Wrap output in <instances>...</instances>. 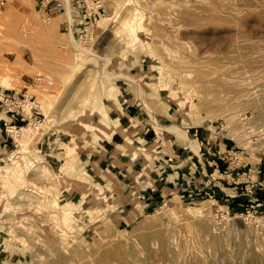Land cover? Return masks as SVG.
<instances>
[{"label":"rangeland","instance_id":"374dc122","mask_svg":"<svg viewBox=\"0 0 264 264\" xmlns=\"http://www.w3.org/2000/svg\"><path fill=\"white\" fill-rule=\"evenodd\" d=\"M36 1L0 0V90L36 95L44 117L14 140L1 125L7 145L0 147V264L103 257L141 264L132 251L147 264H179L175 253L186 244L194 251L180 258L183 264H264V233L229 211L217 185L229 192L233 184L218 171L204 176L194 165L190 184L168 194L156 191L148 175L153 157H162L171 140L180 143L163 131L169 124L183 126L191 139L198 129L206 140L194 147L204 157L213 156L204 147L210 132L216 135L222 172L230 161L242 165L229 169L235 179L244 170L264 172V108L244 103L264 96V0H99L101 17L84 23L83 0H57L60 6L47 11ZM40 77L54 85L39 87ZM125 105L138 106L168 136L145 145L134 138L126 148L133 159L145 158L132 179L137 186L113 182L94 158L111 132L127 137L114 118ZM234 111L240 126H250L243 142L224 120ZM206 182L216 199L191 196Z\"/></svg>","mask_w":264,"mask_h":264},{"label":"crops","instance_id":"0c3cea01","mask_svg":"<svg viewBox=\"0 0 264 264\" xmlns=\"http://www.w3.org/2000/svg\"><path fill=\"white\" fill-rule=\"evenodd\" d=\"M40 1L41 0H37V4H39ZM2 115L3 114L0 113V147L2 143L6 141V138L2 134L3 127H1V125L3 124L4 126V119H9L8 117ZM114 118L118 119L120 126H122L123 129L127 131L128 135L127 137H125L119 131L111 132V137L103 139L100 143L94 155V158L98 161L97 164H99V166L102 168L105 175H107L108 178L112 179L113 182L117 183L127 181V185L137 186L135 184H132V179H134V181H137V172L145 169V158L139 156L138 158L133 159V152L126 148L129 147V145L133 144L134 138L135 142H138V144L145 145L148 143H153L156 140H159L162 143L164 139L168 140V138H166L168 136L163 137V132L158 133L156 128L160 127V125L158 123H156L155 125L150 123L149 119H147V117L138 106L125 105L122 109V113H117ZM134 124H139V126L141 127H131ZM170 126L173 127L174 125L169 124L166 127H162L163 131H166L167 134H172V136H175L178 141L182 144H185L186 147L182 146V144L178 143L176 140H171L168 151L166 153H163L162 157H160L159 154L153 157V162H151L152 166L149 165L151 169L148 175L150 180H152L156 191L159 190L161 194H168L170 193V191L178 190V188H181L180 186L190 184L188 179L193 174L192 172L195 170V168H193L194 165L196 166V169L204 176H213L217 171L219 173L221 172V168L217 169L215 166L209 164V161L214 160L220 166L224 159V156L221 155L222 151L220 146V151L217 150L216 140L218 137L216 135L210 132L209 139L207 138L209 145L204 147L205 152L208 153V155L213 156L204 157L203 155L205 153L202 152V147H196L199 150L198 152H196V149L194 147L196 144L194 142L195 140H198L200 144L203 145L204 140H206V137L200 140V133L198 129H196V131L192 134L193 139H191L188 130L185 131L183 126H181V128L183 129V136L177 134L175 132L176 129H174L175 131L169 130L167 127ZM201 134L203 135V131H201ZM213 138L215 139L213 140ZM124 144L125 150L120 149L119 147L123 146ZM154 145L157 144H152V146ZM226 146L227 144L225 143V148ZM186 148H189L191 152L196 155V158L194 157L196 159L195 161H190V158H192L193 156H185ZM182 157H184V159ZM211 170L212 172L210 173ZM261 173L262 171L260 170V174ZM140 175H142V177L146 179L145 174ZM186 180L188 183L186 182ZM141 184L142 181L141 183H139V185ZM208 184L209 183L206 182L203 187L201 186V188H198V186H196L198 188V193H216V188L212 187L213 185L209 186ZM218 184L219 185L217 186L221 187V184ZM222 196L220 198H222ZM241 202L242 199H237L235 201L231 200L230 204L232 208H238V205ZM13 235H15V233Z\"/></svg>","mask_w":264,"mask_h":264},{"label":"built area","instance_id":"2783aa9c","mask_svg":"<svg viewBox=\"0 0 264 264\" xmlns=\"http://www.w3.org/2000/svg\"><path fill=\"white\" fill-rule=\"evenodd\" d=\"M81 5V23L85 22H96L101 17L103 10V5L99 0H83ZM54 4L55 8L60 6V3L57 0H41L39 5L41 9L45 11L49 10V4ZM39 87L53 86L54 82L48 78H38ZM36 95H28L19 92L4 91L0 90V113L5 112L10 121L4 119L5 130L8 133V136H11L14 140V137L9 134L8 127L9 124L14 126H21L22 124H33L37 125L42 123L44 120L43 113L40 110L39 106L36 103ZM25 102H31L30 113L25 108ZM7 140V139H6ZM4 146H6V141H4ZM17 147V144H15ZM209 164L215 166L217 169H220V166L217 162L209 161ZM233 161H230L229 169L236 170V168H241L242 165L235 164L232 165ZM229 169H225L222 172V179L227 178L229 184H233L230 188L227 187L230 191L227 192L226 189L220 187L222 192H224L222 199L228 202V208L230 210H237L240 215L250 222L254 221V225L258 227L261 231L264 228V172L260 174L258 170H244L242 173H237V179L232 176V172ZM263 174V179H260L259 176ZM234 177V178H232ZM229 178L232 180L229 181ZM194 194H200L198 192H191V196ZM205 195L216 199L215 195L210 192H205ZM237 199H242V202L238 205V208H232L230 201H235ZM260 219V220H258ZM257 220V222H256ZM259 230V231H260Z\"/></svg>","mask_w":264,"mask_h":264},{"label":"bare ground","instance_id":"6f19581e","mask_svg":"<svg viewBox=\"0 0 264 264\" xmlns=\"http://www.w3.org/2000/svg\"><path fill=\"white\" fill-rule=\"evenodd\" d=\"M211 7V6H210ZM212 9V8H211ZM214 10V9H213ZM180 51V50H179ZM180 53V52H179ZM181 55V54H180ZM188 57V56H187ZM194 63V62H193ZM198 79V78H197ZM203 81H204V79H203ZM209 81V80H208ZM207 81V82H208ZM214 94H215V96L216 97H219L220 96V92H218V91H214L213 92ZM216 102V101H215ZM26 104H25V108H26V110L30 113V108H31V105H32V103L31 102H25ZM36 103H37V105L39 106V108L41 107L40 106V104L38 103V101L36 100ZM206 103H207V101H206ZM245 104H247V105H256V104H259L260 105V107H261V109L262 108H264V96L262 97V99H258V100H255V99H251L250 101H247V102H244ZM243 103V104H244ZM211 104L213 105V101L211 102ZM214 104H216V103H214ZM242 104V105H243ZM212 105H210V107H209V111H211L212 110ZM205 106V105H204ZM215 106V105H214ZM220 106V105H219ZM245 106V105H244ZM215 108H216V106H215ZM238 108V107H237ZM245 109V108H244ZM227 110H230V108H228ZM207 111V110H206ZM264 110L262 109V111L261 112H263ZM236 111H234V112H231L230 113V115H228V116H226V117H228L227 119H226V117L224 116V120H225V123L226 122H228V123H233V125H232V128H233V135H234V137L235 138H237V140H239L240 142H243V141H245L246 139H247V137L249 136V132H248V130H247V128H250V126L249 127H247V128H245V125L247 126V124H245L244 125V128H243V126H240L239 125V123L237 122L238 120L236 119L237 118V116H235V113ZM211 113V112H210ZM4 116H6V117H8L7 115H6V113L5 112H3L2 113ZM262 114V113H261ZM210 117H211V114H210ZM236 117V118H235ZM212 118H214V117H212ZM259 118V117H258ZM7 119V118H6ZM241 122H243L242 120H241ZM224 123V124H225ZM252 123V122H251ZM43 123H40V124H37V125H33V124H27V125H22V126H14V125H10L9 127H8V131L10 132V134L15 138V139H18V134L19 135H21V133H24V132H27V131H31V129H37L38 127H40L41 125H42ZM243 124V123H242ZM250 124V123H249ZM248 124V125H249ZM30 125H31V127H30ZM252 126V125H251ZM174 129H176V131L174 130ZM181 127H179V126H174V127H169V130H174L177 134H179L180 136H183V132L181 131ZM252 129H253V127H252ZM39 130V129H38ZM37 130V131H38ZM183 130V129H182ZM251 132V131H250ZM258 131H256L255 133H257ZM252 133V132H251ZM254 133V132H253ZM252 133V134H253ZM259 134V133H258ZM261 134V133H260ZM128 135V134H127ZM264 136V135H263ZM262 136V137H263ZM186 137V136H185ZM250 137V136H249ZM259 138V137H258ZM253 139V138H252ZM257 139V138H256ZM263 140V139H262ZM261 140V141H262ZM17 141V140H16ZM259 143H260V141H259ZM258 144V143H257ZM256 144V145H257ZM255 145V144H254ZM262 146V145H261ZM256 147H258V146H256ZM16 169V168H15ZM17 174V173H16ZM23 175V174H22ZM25 176V175H24ZM18 177V176H17ZM25 178V177H24ZM23 178V179H24ZM18 179V178H17ZM22 179H20V181H21ZM25 180V179H24ZM15 181H17V180H15ZM19 181V182H20ZM28 182V181H27ZM25 183V182H24ZM198 204L199 205H202V202H198ZM171 210H172V212L173 213H179V210H176V208H175V206H171ZM171 213V212H170ZM203 220V219H202ZM258 220H260V219H258ZM204 222V221H203ZM250 222L252 223V225H254V221H251L250 220ZM256 222H257V220H256ZM205 223V222H204ZM203 224V223H202ZM206 224V223H205ZM150 224H148V223H144L143 225H142V228H146V227H148ZM153 225V224H152ZM208 225L206 224V225H202V228H205L206 229V227H207ZM158 227V226H157ZM156 228V227H155ZM154 228V229H155ZM201 228V229H202ZM257 228V230H259V228L258 227H256ZM173 230V229H172ZM203 230V229H202ZM136 231V230H135ZM143 231V230H142ZM156 231V230H155ZM174 232V231H173ZM172 232V233H173ZM262 232L264 233V228L262 229ZM175 234V236H172L171 235V237H172V239L174 240V245L177 247V245H178V237H176V232H174ZM203 233H205V232H203ZM158 234V233H157ZM171 234V233H170ZM199 234V233H198ZM258 234V233H257ZM161 235V234H160ZM259 236V235H258ZM169 237V236H168ZM166 239V238H165ZM171 239V238H170ZM204 239V238H203ZM165 241V240H164ZM167 241V240H166ZM169 241H171V240H169ZM204 241H205V239H204ZM212 241H214V242H216L215 240H212ZM211 241V242H212ZM264 241V240H263ZM218 242V241H217ZM213 243V242H212ZM264 243V242H263ZM203 244V243H202ZM153 245V244H152ZM191 245V244H190ZM190 245L189 244H186V246L185 247H183V248H179L178 249V252L179 253H175V258H174V260H176V261H179V264H183V259L182 260H180V258H184L186 255H187V253H191V252H193L194 251V249H192L191 247H190ZM204 245V244H203ZM227 245V244H226ZM171 247V246H170ZM194 247V246H193ZM206 248V249H205ZM209 248H211V246H210V242L209 241H207L206 242V244H205V246L204 247H202V249H204V250H208ZM164 249V248H163ZM201 249V248H200ZM54 250V249H53ZM77 250V249H76ZM79 250V249H78ZM166 250V249H165ZM196 250V249H195ZM204 250L203 251H201V252H204ZM77 252V251H76ZM160 252V251H159ZM168 252V251H167ZM176 252V251H175ZM73 253H75V252H73ZM132 254H131V258H133V259H136V261H141L142 263L141 264H147L146 263V261H147V258L146 257H143V256H141V255H139V254H137L136 252H131ZM154 254V253H153ZM201 254V253H200ZM203 254V253H202ZM51 255V254H50ZM205 255V254H204ZM84 256V255H83ZM80 258V257H79ZM89 258V257H88ZM85 260V259H84ZM87 260V259H86ZM102 261H95V259H91V261H89V262H86V264H110L109 262V258L107 259V257H106V259L103 257L102 259H101ZM77 262V261H76ZM83 262H85V261H83ZM203 262V261H202ZM158 263V262H157ZM112 264V263H111ZM154 264V263H153ZM173 264H176V263H173ZM198 264V263H197Z\"/></svg>","mask_w":264,"mask_h":264}]
</instances>
